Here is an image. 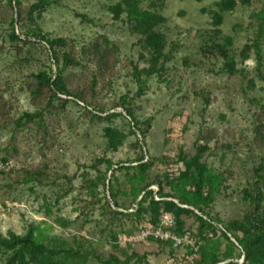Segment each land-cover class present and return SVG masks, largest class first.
<instances>
[{"label": "rangeland", "instance_id": "374dc122", "mask_svg": "<svg viewBox=\"0 0 264 264\" xmlns=\"http://www.w3.org/2000/svg\"><path fill=\"white\" fill-rule=\"evenodd\" d=\"M18 1L17 6V0H0V162L8 165L0 174L1 235L24 234L34 225L48 236L86 239L103 258L115 254L124 260L135 254L131 264H183L180 259L188 255L187 247L154 240L124 242L123 238L134 236L145 223L107 213L104 200L98 203L96 195L111 201L110 185L106 184V190L99 185L95 195L89 189L107 172L105 165L92 168L104 157L115 165L107 182L118 180L114 190L123 193L119 200L127 207L133 200L129 178L118 168L146 156L153 163L148 179L165 184L174 156L184 171L188 164L192 171L201 166L212 177L225 180L221 193L205 208L212 218L227 224L242 221L257 210L264 213V181L256 177L264 163V144L256 131L264 120V35L257 38L256 16L264 0H235V7L226 11H221L223 0H137L142 11L166 19L158 31L166 39L165 54L172 57L162 77L155 75L146 81L141 95L133 68L148 67L151 51L128 21L127 12L115 16V7L123 0H45L50 5L32 19L31 6L44 0ZM12 21L22 41L12 39ZM38 30L50 38L65 39L66 50L82 61V68L69 66L63 75L68 88L82 93L91 107L62 96L72 103L55 100L48 108L46 92L33 94L37 87L34 74L49 67L58 74L50 46L33 36ZM257 40L263 57L260 64L254 48ZM220 44L227 45L236 62L235 73L225 68L226 61L215 48ZM246 46L249 52L243 54ZM122 98H127L140 127L146 130L144 137L122 108L112 109ZM95 109H106L103 116L122 114L112 126L128 139L117 152H106L103 132L108 123L92 117ZM41 110H46L42 122L37 119L17 127L22 114ZM259 176L264 178V172ZM152 189L157 197L158 187ZM257 191L263 200L253 202ZM111 206L115 211L134 212L112 202ZM181 220L182 234L177 235L199 238L200 221L185 214ZM216 225L219 230L206 232L209 239L201 242L204 253L225 260L219 264H244L236 240L230 239V233L226 239L220 233L226 232L223 225ZM198 246L196 264L204 255ZM231 251L232 258H225ZM0 264H5L1 257Z\"/></svg>", "mask_w": 264, "mask_h": 264}, {"label": "trees", "instance_id": "16d2710c", "mask_svg": "<svg viewBox=\"0 0 264 264\" xmlns=\"http://www.w3.org/2000/svg\"><path fill=\"white\" fill-rule=\"evenodd\" d=\"M196 1L202 2L204 0ZM20 4V1L17 0V6ZM49 5L50 3L44 0L31 6L29 11L30 18L32 19L36 12L41 15ZM139 5L140 2L137 0H123V2L115 7L114 14L116 17H119L121 13L127 12L128 21L133 29L140 35L145 47L151 51L148 67L139 69L138 66H134L133 68V78L139 85L138 95H141L144 91L146 81L155 75L162 77V74L166 72V63L170 61L172 57L169 54H165L166 39L164 35L158 31V27L165 23L166 19L156 13L142 11ZM235 5V0H223L221 3V11L231 10ZM256 16L259 21L257 38L260 39L264 35V6L263 10ZM216 18L220 22L218 15H216ZM11 26L12 39L22 41L15 32L14 21H12ZM33 36L50 46L52 59L56 62L58 68V74H54L52 68L49 67L48 70L33 75V78L37 82V87L33 90V94L44 95L46 92L48 108L52 107L55 100H59L63 102V104L72 103L70 100L63 99L62 96L72 97L85 103L88 107H91V103L83 97L82 93H74L68 88L64 78L63 74L69 66L83 67L82 61L74 57V54H72L70 50H66L68 45L66 40L62 38H50L44 35L41 30H38V33H34ZM226 41H228L227 38ZM215 48L225 59V68L227 71L229 73H235L237 71V64L231 59L227 45L220 44L216 45ZM254 48L257 54V61L260 64L263 57L258 40L254 43ZM248 52L249 47L246 46L243 50V54H248ZM246 57L247 56H245V58ZM60 64L62 68H59ZM261 78L264 80V74L261 75ZM96 86V82L91 86L93 96L95 95ZM75 104L78 103L76 102ZM116 108H122L134 124V127L140 131L141 135L143 137L146 135V130L140 127V123L127 98H122L119 103L112 107V109ZM44 111L46 110H41L36 113L25 112L16 121L17 127H22L24 124L37 119L42 122ZM96 111L97 113H92V117L108 123V126L104 128L103 132L106 140V152H117L128 139V135L125 134V132L112 126L113 120L121 117L122 114L114 113L103 116V114L108 113L106 109ZM89 113L91 114V112ZM150 124L151 120L145 122L148 128ZM256 131L259 139H261L264 144V120L260 128ZM130 133L135 134V131L131 130ZM137 145L140 147L139 140L136 142V146ZM179 161V175L171 179L169 173H167L165 184L156 181L153 182L148 179V172L152 168L153 163L150 159L146 160V156L135 158L132 162H126L123 166L119 167L118 170L121 172L125 171L126 177L129 178L130 195L133 197V200L129 202L130 206L127 207L126 203H120L119 197L120 194L123 193L114 190L115 183H117L118 180L110 181L111 201L108 200L107 196L101 198L98 194L96 195L98 203L104 200V207L108 209L107 213L112 216L121 217V219L125 220H134L141 224L145 223V227L150 228L158 227L160 218L164 212L172 213L176 218L174 232L179 235L182 234L181 231L184 225V222L181 220L182 215H194L200 221L198 230L199 238H196L194 235L191 237L200 245V250L204 254L198 264H219L225 261L215 256L216 254L212 256L209 255L211 256L209 257L204 253V246H201L202 241L204 242L209 239L206 232L209 231L214 234L219 230L216 223L223 225L226 232L220 230V233L226 237V239L229 240L226 233L232 234L238 244L239 250H241L240 256H242L241 252L244 255V264H264V213L259 214V210H257L247 214L242 221L235 220L227 224L222 223L217 218H212L205 212V208L213 203L216 194L221 193V186H224L225 180L212 177V175L207 174V170L201 166H198L195 171H192L191 164H188L184 171L183 163ZM128 164L134 165L130 166ZM104 165L107 166V172L102 173L100 177H97L96 182L89 185V189L92 191L93 195L96 194L99 185H102L104 190H106L108 173L115 165L106 157L100 158L96 164L92 165V168L95 169H99L100 166ZM260 172H264V163L259 169V174ZM259 174L256 175L258 180L264 181V178L259 176ZM112 178L114 179L115 176L113 175ZM154 186L158 187L157 197L155 191L152 189ZM166 189L169 190L167 191ZM139 197H141V200L136 203ZM252 200L253 202H257V200L262 201L263 197L261 192L257 191L256 195L252 196ZM175 201H178V203ZM111 202L117 208L126 211L133 209L134 212L127 213L115 211L111 206ZM184 206H187V208ZM191 208L200 212L202 216L196 214ZM129 234L130 233H124L126 236ZM113 239L114 241H118L116 236H114ZM231 246L235 249L237 247L234 243H231ZM232 254V251L229 252L225 258H232ZM0 257L4 259L5 264H95L94 262L98 264H131L135 254L127 256L124 260H121L120 257L115 254L103 258V256L98 254L93 243L86 239L79 240L77 237H73L71 240H67L60 236H48L42 233L38 227L31 225L24 234H16L13 232H10L7 236L0 234Z\"/></svg>", "mask_w": 264, "mask_h": 264}, {"label": "built area", "instance_id": "2783aa9c", "mask_svg": "<svg viewBox=\"0 0 264 264\" xmlns=\"http://www.w3.org/2000/svg\"><path fill=\"white\" fill-rule=\"evenodd\" d=\"M169 165L168 173L171 179L177 177L180 172L178 160H174ZM7 164L0 162V174L7 170ZM176 227V218L172 213L164 212L160 218L157 228L143 227L134 236L123 238L126 243H142L154 240L162 243H171L175 248H189V253L182 260L183 264H196L198 261L199 246L189 235L178 236L174 229ZM176 259V258H175ZM174 261V260H173Z\"/></svg>", "mask_w": 264, "mask_h": 264}, {"label": "water", "instance_id": "95a60500", "mask_svg": "<svg viewBox=\"0 0 264 264\" xmlns=\"http://www.w3.org/2000/svg\"><path fill=\"white\" fill-rule=\"evenodd\" d=\"M113 169H112V171H113ZM112 171L110 172V175H112ZM107 185L109 187V185H110V179H108ZM229 237H230L231 240H233L235 242V239L230 234H229Z\"/></svg>", "mask_w": 264, "mask_h": 264}, {"label": "crops", "instance_id": "0c3cea01", "mask_svg": "<svg viewBox=\"0 0 264 264\" xmlns=\"http://www.w3.org/2000/svg\"><path fill=\"white\" fill-rule=\"evenodd\" d=\"M176 203H178V201H175Z\"/></svg>", "mask_w": 264, "mask_h": 264}]
</instances>
